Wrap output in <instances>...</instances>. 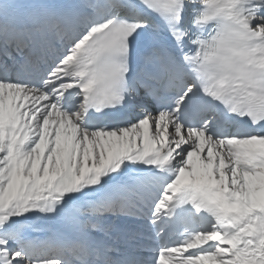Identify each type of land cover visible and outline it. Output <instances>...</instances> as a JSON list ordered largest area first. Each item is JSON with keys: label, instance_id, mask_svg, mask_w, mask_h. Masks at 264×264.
<instances>
[{"label": "snow or ice", "instance_id": "snow-or-ice-1", "mask_svg": "<svg viewBox=\"0 0 264 264\" xmlns=\"http://www.w3.org/2000/svg\"><path fill=\"white\" fill-rule=\"evenodd\" d=\"M0 264H264V0H0Z\"/></svg>", "mask_w": 264, "mask_h": 264}]
</instances>
